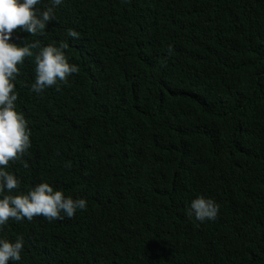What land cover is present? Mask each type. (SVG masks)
<instances>
[{
  "label": "trees",
  "instance_id": "trees-1",
  "mask_svg": "<svg viewBox=\"0 0 264 264\" xmlns=\"http://www.w3.org/2000/svg\"><path fill=\"white\" fill-rule=\"evenodd\" d=\"M54 15L12 42L64 43L79 70L36 95L39 48L17 65L31 146L5 170L13 195L48 182L87 206L0 226L23 238L15 264H264V0H63ZM197 195L215 219L186 214Z\"/></svg>",
  "mask_w": 264,
  "mask_h": 264
},
{
  "label": "clouds",
  "instance_id": "clouds-1",
  "mask_svg": "<svg viewBox=\"0 0 264 264\" xmlns=\"http://www.w3.org/2000/svg\"><path fill=\"white\" fill-rule=\"evenodd\" d=\"M42 0H0V226L9 219L31 221L34 216H43L51 220L72 218L79 210H86L87 201L83 198L65 196L61 190H54L48 182H40L28 191H16L20 185L19 178L6 171L10 161L26 152L31 146L30 129L22 112L16 110L17 92L14 88L19 75L17 65L23 64L26 57L35 53V79L30 91L40 95L45 89L65 83L67 78L75 75L79 68L75 63H69L64 43H49L41 46L38 41L25 42L18 45L13 41V31L35 35L49 22L55 21L54 9L63 0H49L50 6L43 10L36 5ZM67 36L73 40L79 38V33L69 28ZM8 193V194H5ZM218 205L211 198L197 195L186 207L189 217L203 223L215 219ZM23 238L17 236L10 241L0 238V264L9 261H20L23 249Z\"/></svg>",
  "mask_w": 264,
  "mask_h": 264
}]
</instances>
